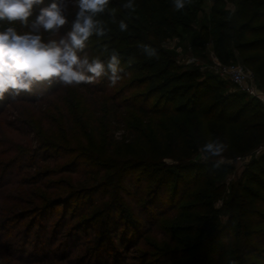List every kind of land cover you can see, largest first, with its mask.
<instances>
[{
    "label": "rangeland",
    "instance_id": "1",
    "mask_svg": "<svg viewBox=\"0 0 264 264\" xmlns=\"http://www.w3.org/2000/svg\"><path fill=\"white\" fill-rule=\"evenodd\" d=\"M189 1L193 19L189 28L174 25L168 37L158 40L153 34L150 42L170 57L172 72L193 70L199 81L221 93L238 94L228 114L240 103L264 112V102L239 92L219 74L221 60L213 37L209 33L203 39L215 4L230 16L235 2ZM51 2L36 6L29 23ZM44 37L55 38L48 33ZM99 40L87 42L90 59L99 57L92 54L94 43L106 46ZM233 40L229 62L242 64L264 91V69L243 61L262 52H240ZM123 65L133 72L114 86L107 76L92 88L38 82L31 93L6 94L0 103V251L5 256L1 259L27 264L10 258L40 255L44 249L50 256L67 255L61 264H264V245L247 252L252 239L264 240V224L254 223L257 211L264 213V203L249 201L244 175L249 163L264 154V135L254 131L244 135L238 125L216 118L219 109L208 118L191 113L140 115L125 103L138 105L146 86L129 90L114 115L110 94L146 73L136 58ZM135 93L139 95L133 97ZM166 118L176 126L183 119L188 122L181 126L182 146L170 141ZM186 132L194 149L188 147ZM215 138L228 146L223 165L229 172L206 183V172L190 171L189 164L213 162L205 160L200 149ZM248 144L252 146L246 150Z\"/></svg>",
    "mask_w": 264,
    "mask_h": 264
},
{
    "label": "trees",
    "instance_id": "2",
    "mask_svg": "<svg viewBox=\"0 0 264 264\" xmlns=\"http://www.w3.org/2000/svg\"><path fill=\"white\" fill-rule=\"evenodd\" d=\"M233 1L236 8L230 16L227 15L229 13H224V11L220 13L218 4H215L212 10L209 32L205 29L203 39H207L209 33L212 35L214 51L222 63H229L231 59L232 52L229 45H231L232 38L235 41L234 46L240 52L260 51L262 55H247L243 58V61L250 67L259 65L264 69V0ZM128 2L129 0H109L105 12L97 16L105 29V34L103 36L93 34L89 38L90 41H98L101 38L102 41H105L102 43L106 45L104 47L93 44L96 50L92 54H99L98 58L101 60H107L113 51L119 54L121 68L123 69V72L120 73L121 77L133 72V70L126 71V67L123 65L131 58L140 60L143 69L146 70L144 75L131 79L128 84L110 94L109 100L114 108V115L117 114L118 106L125 103L122 98L129 90L146 86L144 99L138 105L129 101L125 103L126 106L140 115L146 117L151 114H159L167 117L170 114L177 117L178 114L191 113L202 118H208L211 117V112L219 109L216 118L228 124L238 125L244 135H247L250 131L264 135L263 111H255L251 107L249 108L248 103H240L234 111L232 110L228 114L227 112L238 102V94L221 93L207 81H199L196 71L187 69L178 73L172 72L170 57L162 47L150 42L153 34L156 35L158 40L168 37L173 32L174 25L189 28L193 20L189 5L191 1L186 0L185 7L181 10H176L173 7V0H132L133 7L125 8L124 5ZM121 20L128 25L125 31L120 30L119 23ZM16 26L18 29L21 28L19 23ZM68 29L70 30V27H63L61 29L62 34L69 31ZM145 45L154 49L155 55H148L144 51ZM100 53L104 54L101 55ZM83 86L92 88L98 86V84ZM98 90L103 91L102 86ZM138 95L139 93H135L133 97ZM209 95H212V97L204 106L203 103L208 100ZM152 100H154V103L151 104L150 101ZM161 102H164L162 107L160 106ZM172 102L176 104L174 108L170 106ZM0 103H3V100H0ZM167 122L171 134L170 141L177 147L182 146L180 132H183L184 129L181 126H187L188 122L184 119L181 120V126H176L173 123L174 126L168 119ZM185 136H188V132ZM188 143L189 149L196 147L191 136H188ZM251 146V144H248L245 149L248 150ZM189 165L191 166L190 171L195 170L196 173L199 171L201 173L206 172V183L210 177L220 178L229 172L227 165L215 167L214 162L205 165ZM244 175L247 182H249L245 190L249 201L252 203L259 199L257 202L264 203V154L258 160L249 163V170ZM177 178L178 174H174L172 177L175 184ZM189 178L190 174L188 173L185 178L186 183L189 182ZM205 223H208V221H205ZM254 223L264 224V213L257 211ZM237 225L239 224L235 226ZM116 229H118V226H116ZM117 232L115 230V234ZM223 237L228 238L229 236L225 234ZM250 244L252 245H249L247 252L252 254L257 252L259 245H264V240L263 238H254ZM0 250H2L1 247ZM67 257L65 254L50 256V253L43 249L40 255L27 253L25 257L23 253L17 259L12 257L10 259L20 262L24 260L27 264H42L45 262L48 264H61ZM1 258H5V256L0 251V264H11L10 261Z\"/></svg>",
    "mask_w": 264,
    "mask_h": 264
},
{
    "label": "clouds",
    "instance_id": "3",
    "mask_svg": "<svg viewBox=\"0 0 264 264\" xmlns=\"http://www.w3.org/2000/svg\"><path fill=\"white\" fill-rule=\"evenodd\" d=\"M185 2L173 0V7L181 10ZM42 4L44 0H0V100L6 94L19 97L31 93L38 82L54 80L63 85H91L107 76L110 86H114L123 72L119 54L113 51L107 60H101L90 59L86 51L93 34H105L97 16L105 12L109 0H52L40 7L35 20L29 23L35 7ZM124 7L132 8V0ZM66 24H70V30L62 34ZM119 27L125 31L128 25L121 20ZM44 33L55 38L45 39ZM144 51L155 55L147 45ZM227 147L215 138L200 150L205 160H213L214 166L220 167L225 163L223 153Z\"/></svg>",
    "mask_w": 264,
    "mask_h": 264
},
{
    "label": "built area",
    "instance_id": "4",
    "mask_svg": "<svg viewBox=\"0 0 264 264\" xmlns=\"http://www.w3.org/2000/svg\"><path fill=\"white\" fill-rule=\"evenodd\" d=\"M218 72L223 78L229 80L239 92L264 102V91L257 86L249 71L242 64L218 62Z\"/></svg>",
    "mask_w": 264,
    "mask_h": 264
}]
</instances>
